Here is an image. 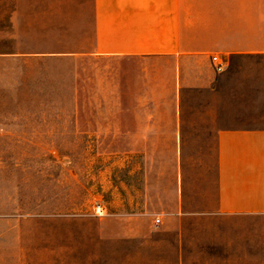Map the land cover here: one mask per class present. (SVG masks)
<instances>
[{"label":"rangeland","instance_id":"rangeland-1","mask_svg":"<svg viewBox=\"0 0 264 264\" xmlns=\"http://www.w3.org/2000/svg\"><path fill=\"white\" fill-rule=\"evenodd\" d=\"M92 41V0H0V264L178 262L172 237L118 241L113 216L150 165L169 192L196 146L117 143L126 115L107 110L133 102L139 71L93 58ZM208 217L189 221L183 264H228L231 225Z\"/></svg>","mask_w":264,"mask_h":264},{"label":"crops","instance_id":"crops-1","mask_svg":"<svg viewBox=\"0 0 264 264\" xmlns=\"http://www.w3.org/2000/svg\"><path fill=\"white\" fill-rule=\"evenodd\" d=\"M92 11L89 53L139 71L133 102L107 110L126 115L117 143L196 146L175 157L169 192L155 165L140 196L123 186L116 239L172 237L183 264L189 221L209 216L231 225L228 264H264V0H92Z\"/></svg>","mask_w":264,"mask_h":264},{"label":"built area","instance_id":"built-area-1","mask_svg":"<svg viewBox=\"0 0 264 264\" xmlns=\"http://www.w3.org/2000/svg\"><path fill=\"white\" fill-rule=\"evenodd\" d=\"M212 59L214 61V67H215L216 71H222L225 67L224 62L219 60L217 55H214L212 57ZM102 210H103V206H101V205L97 206V209H96L97 213L102 214L101 213ZM157 221H159V220L157 219Z\"/></svg>","mask_w":264,"mask_h":264}]
</instances>
